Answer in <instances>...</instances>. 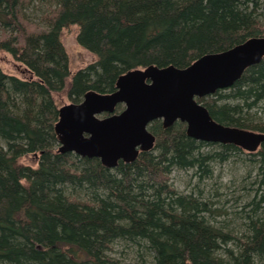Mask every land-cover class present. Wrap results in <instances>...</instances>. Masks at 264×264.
Segmentation results:
<instances>
[{"label": "trees", "instance_id": "trees-1", "mask_svg": "<svg viewBox=\"0 0 264 264\" xmlns=\"http://www.w3.org/2000/svg\"><path fill=\"white\" fill-rule=\"evenodd\" d=\"M72 25L96 56L75 73L62 41ZM262 36L264 0H0V54L15 66L0 63V264H264V143L249 153L156 120L151 151L107 168L59 152L54 96L70 79L79 103L114 92L130 70L185 68ZM198 101L220 123L264 132V58ZM232 162L248 186L228 229L206 185ZM178 171L192 173L191 192L172 182ZM120 243L140 262L117 258Z\"/></svg>", "mask_w": 264, "mask_h": 264}, {"label": "water", "instance_id": "water-1", "mask_svg": "<svg viewBox=\"0 0 264 264\" xmlns=\"http://www.w3.org/2000/svg\"><path fill=\"white\" fill-rule=\"evenodd\" d=\"M263 58L264 36L203 55L185 68L150 65L130 70L118 78L114 92L89 91L81 102L59 108V152L98 158L107 168L131 163L154 148L156 136L149 126L161 120L165 128L185 123L187 135L196 140L254 153L264 143V132L220 123L198 99L230 88ZM119 105L124 108L117 113Z\"/></svg>", "mask_w": 264, "mask_h": 264}, {"label": "rangeland", "instance_id": "rangeland-1", "mask_svg": "<svg viewBox=\"0 0 264 264\" xmlns=\"http://www.w3.org/2000/svg\"><path fill=\"white\" fill-rule=\"evenodd\" d=\"M78 32L79 27L77 25L65 28L62 32V41L69 56L72 73H75L96 60V56L86 50L77 41ZM0 63L6 70H15L11 58L4 53L0 54ZM70 83L71 80L69 79L65 90L54 95L59 108L65 104L72 103L67 95ZM23 161L33 163L31 157H26ZM246 172L247 170L241 164L232 162L219 167L214 178L208 181V185H206L208 190H210L208 192L213 195V199L216 201V206L223 211L221 215L216 216V220L222 222L225 218L226 222H228V229H233L234 222H231L232 217L241 210L242 203L239 200V196L243 195L244 186H248V183L242 181ZM172 182L184 193L191 192L195 188L194 185L196 183L191 172L181 171L175 172L172 175ZM203 186H205V183H201V187ZM115 250L114 254L117 258L129 259L132 263L140 262L133 253L134 251L130 244L120 243Z\"/></svg>", "mask_w": 264, "mask_h": 264}]
</instances>
